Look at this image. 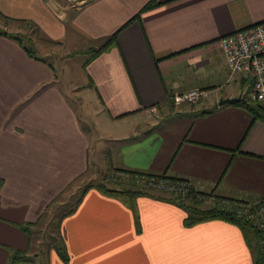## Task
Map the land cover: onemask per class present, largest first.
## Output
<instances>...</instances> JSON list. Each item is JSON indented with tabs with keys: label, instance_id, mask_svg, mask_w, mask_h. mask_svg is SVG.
<instances>
[{
	"label": "crops",
	"instance_id": "obj_1",
	"mask_svg": "<svg viewBox=\"0 0 264 264\" xmlns=\"http://www.w3.org/2000/svg\"><path fill=\"white\" fill-rule=\"evenodd\" d=\"M80 4L74 10L63 0H0V27L31 23L48 44L35 39L37 52L52 55L68 39L90 45L71 53L87 57L88 84L68 95L39 52L35 59L0 35V264H14L15 253L33 264V230L101 150L109 171L188 180L233 201L264 200V120L239 105L220 106L253 86L248 75L229 81L220 41L264 23V0ZM13 30L7 32H21ZM193 90L210 98L172 102ZM188 217L158 191L111 197L91 188L58 226L68 263L53 248L47 261L263 264L259 234L223 220L188 227Z\"/></svg>",
	"mask_w": 264,
	"mask_h": 264
},
{
	"label": "built area",
	"instance_id": "obj_2",
	"mask_svg": "<svg viewBox=\"0 0 264 264\" xmlns=\"http://www.w3.org/2000/svg\"><path fill=\"white\" fill-rule=\"evenodd\" d=\"M220 45L227 62L229 81L233 82L240 75L252 78L253 86L248 93L249 98L259 104L264 110V23L250 29L221 39ZM206 90H193L177 93L173 96L177 106L196 105L210 98ZM137 186L153 191L174 195L182 199L205 201L204 195L188 180H171L169 177L137 176ZM222 209L233 213L237 218L246 222L259 234L261 261L264 264V203L230 202L228 199L216 200Z\"/></svg>",
	"mask_w": 264,
	"mask_h": 264
},
{
	"label": "rangeland",
	"instance_id": "obj_3",
	"mask_svg": "<svg viewBox=\"0 0 264 264\" xmlns=\"http://www.w3.org/2000/svg\"><path fill=\"white\" fill-rule=\"evenodd\" d=\"M63 1L67 3L69 8L77 10L81 7V4H80L81 1L84 2L87 0H63ZM0 22H3L2 19H0ZM4 24H5L4 26L0 27V31H10L12 29H14L13 31L20 30L21 32H18V33H21L26 37L25 42L28 44V40L30 39L32 42H29V45H32L36 50H37V47L34 45L35 39L40 41L39 43L41 45L45 46L47 44L45 39L39 34L38 30L34 29L33 27L29 25L14 24V27H11L12 23H9L7 21L4 22ZM89 46L90 45L85 43L84 41L73 42L71 39H68L67 41H65L63 47H61V49H56V51H54L52 55H48V54L38 51L39 55L56 69L60 85L64 86V90L65 92H68V95H69V91L71 88L73 90V89H76L77 87L88 84V77L85 72V63H86L87 57L82 56V55H77V56H74L75 58L72 59L74 54H71V53L75 51L84 50L86 49V47H89ZM51 47L53 46L51 45ZM79 94H82L83 96H85V94H87L86 88H82L79 91ZM75 100L78 101V99L76 98ZM201 103H203V101L198 104H201ZM104 154H105V150H101L99 152V155L96 158V160L93 161L95 163L93 164L89 172L85 176H83L81 179H79L76 182V184H74L73 188H71V190L68 191V193L64 196V198H62L63 202L55 205L52 208L51 212L46 215V218H44L43 221L38 225L36 230L35 229L33 230V233L35 234L34 235V248L32 250L33 255L31 257L32 260L34 261L33 264L34 263L35 264H48V261H47L48 260V249L53 248V245H54L53 238L54 239L58 238V225L57 224L59 221L58 219H56V217L59 218L61 214H63L65 211H67L71 207L72 202L78 197L80 191L84 189L86 186L90 184L96 185L98 182H101L103 180L108 182L106 179L107 178L106 175L109 172V169H108L109 167L107 165V161L105 159ZM122 181H123L122 183L124 184V186L120 188H122L123 190H129V188L130 189L133 188L132 186H128L130 182H128L126 179H123ZM159 193L167 197L170 196L162 192H159ZM212 198L216 200L221 199L220 197L214 196L213 194H207L204 197L205 201L201 202L200 208H209V207L214 206L213 205L214 201L211 200ZM53 250L55 251L54 248Z\"/></svg>",
	"mask_w": 264,
	"mask_h": 264
},
{
	"label": "trees",
	"instance_id": "obj_4",
	"mask_svg": "<svg viewBox=\"0 0 264 264\" xmlns=\"http://www.w3.org/2000/svg\"><path fill=\"white\" fill-rule=\"evenodd\" d=\"M26 23L29 26H32L31 23H28V22H26ZM0 35H3V36H6L8 38L13 39L18 44H20V46H22L24 48V50L31 57H33L35 59H39L38 52L36 51V49L32 45H29V42H32V41L29 39L28 44H27L25 42L26 37L23 34H21V33H9L7 31H0ZM115 39H116V36L111 38L108 41V43H106V45H110L113 42V40H115ZM100 52L101 51L95 52L97 54H95L94 57H96L98 55V53H100ZM243 98L245 99L244 101L236 103L235 105L242 106L244 109H246L248 112H250L254 116L255 119L264 120V110L261 108V106L259 104H257L256 102L252 101L249 98L248 94L243 96ZM172 102L174 103L173 99H172ZM137 176L162 177V178L166 177L165 175H151V174L140 173V172H130L127 170L112 169L106 175V177H107L106 179L109 183L103 180L101 182H98L96 185L90 184V185L86 186L84 189H82L80 191L78 197L72 202L71 207L67 211H65L64 213L62 212L63 214H61L59 218L56 217L59 221L57 225L58 226L60 225V221L62 218H64L65 216L71 215L73 212H75V210L77 209L78 205L80 204L82 198L84 197L86 192L91 188H96L102 194H104L106 196H111V197H117V196H122V195H126V194L138 195V194H145L146 191H153V190H150L147 188H141V187L137 186L136 183L134 182L135 178ZM123 179H126L128 182H130L129 183L130 185L128 184V186H132L133 188L132 189L129 188V190H123L122 188H120V187L124 186V184L122 183ZM170 179L171 180H178V179H174V178H170ZM73 186L74 185H72L71 188H73ZM134 187H136V188H134ZM71 188H70V190H71ZM200 194H202L204 196L207 195V194H204L202 192ZM168 199L171 202H174V203L180 205L182 208H184L188 212L189 217L186 220V225L188 227L193 226V225H195L201 221L223 220V221H227V222L238 225L245 232L247 230H251L255 233V235L258 236V232L253 230L246 222L237 218L233 213L228 212L225 209H222L219 206V204H217V203L214 204V206H212V207L203 209V208H200L201 202L197 201V200L182 199V198L174 196V195H170L168 197ZM220 200H224V199L221 198ZM228 201L237 202V201H233V200H228ZM262 202L264 203V200ZM31 228H32V226L25 227V231L28 234H30V236H31ZM53 240H54L53 248L58 253L61 260L68 263L69 254L67 252V249L65 247L63 239L59 236L58 238H55V239L53 238ZM260 259H261V257H260ZM28 260H29V257L25 253H15L12 256V263H14V264H22L24 262L26 263V262H28Z\"/></svg>",
	"mask_w": 264,
	"mask_h": 264
},
{
	"label": "water",
	"instance_id": "obj_5",
	"mask_svg": "<svg viewBox=\"0 0 264 264\" xmlns=\"http://www.w3.org/2000/svg\"><path fill=\"white\" fill-rule=\"evenodd\" d=\"M243 97L236 99H223L220 101V106L232 105L244 101Z\"/></svg>",
	"mask_w": 264,
	"mask_h": 264
}]
</instances>
